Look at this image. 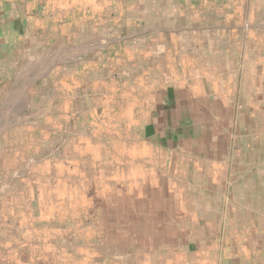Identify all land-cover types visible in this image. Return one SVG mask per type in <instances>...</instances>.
I'll list each match as a JSON object with an SVG mask.
<instances>
[{"label": "crops", "instance_id": "0c3cea01", "mask_svg": "<svg viewBox=\"0 0 264 264\" xmlns=\"http://www.w3.org/2000/svg\"><path fill=\"white\" fill-rule=\"evenodd\" d=\"M7 81L0 264H264V0H0Z\"/></svg>", "mask_w": 264, "mask_h": 264}, {"label": "rangeland", "instance_id": "374dc122", "mask_svg": "<svg viewBox=\"0 0 264 264\" xmlns=\"http://www.w3.org/2000/svg\"><path fill=\"white\" fill-rule=\"evenodd\" d=\"M11 84L12 82L8 81L5 83L6 87L2 90L0 99V126H2L0 128V188L7 186L5 183L8 179L7 177L10 178L9 174L16 167H18V162L22 160H26V162L33 161V155L31 152H28L29 139L15 134L14 130L27 128L29 125L35 124V120H32L29 116L30 114L40 111L37 105L31 106L22 101V98H27V94L25 92L26 87L20 89L16 85ZM260 96H262V91H260ZM260 117H262V113L260 114ZM261 126L263 128V125ZM37 139L38 141L36 142V145H39L41 141H43L44 137L38 134ZM51 141L52 147L50 149H42L36 156H40L42 158L48 157L46 159H51L52 157H56L58 155L63 156V154L57 153V149L59 150L61 145V138L54 136ZM41 146H43V144ZM36 160H38V158H36ZM59 204L60 202L57 203V208ZM52 219L57 218L52 217ZM49 253H51V251ZM49 257H51V259L55 258L51 256V254ZM59 258L60 257H58V259H53L56 261L55 264H75L76 262V258L73 255H68L67 258L63 257L62 260ZM48 260L50 259L46 257L45 261ZM44 264L50 263L44 262Z\"/></svg>", "mask_w": 264, "mask_h": 264}]
</instances>
